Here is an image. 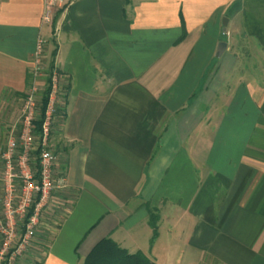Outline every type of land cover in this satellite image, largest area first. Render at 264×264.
<instances>
[{
  "label": "crops",
  "instance_id": "0c3cea01",
  "mask_svg": "<svg viewBox=\"0 0 264 264\" xmlns=\"http://www.w3.org/2000/svg\"><path fill=\"white\" fill-rule=\"evenodd\" d=\"M43 12L44 0H0V141L41 90L38 41L45 62L57 51L34 264H81L103 237L158 264H264V0Z\"/></svg>",
  "mask_w": 264,
  "mask_h": 264
},
{
  "label": "built area",
  "instance_id": "2783aa9c",
  "mask_svg": "<svg viewBox=\"0 0 264 264\" xmlns=\"http://www.w3.org/2000/svg\"><path fill=\"white\" fill-rule=\"evenodd\" d=\"M66 0H44V12L42 19L45 23H52L56 11L64 5ZM43 50L44 42L42 39L38 41L37 51L35 54V64L33 67V76L36 79L43 75ZM58 72L55 69L52 73L51 92L45 120L42 126V145L43 149L40 155V181L35 180V172L32 168L30 153L34 148L33 121L36 117L39 98L38 92L40 87L36 81L28 89L22 103V127L20 134L15 136L13 132L10 134L7 147L3 152L5 162L4 184L6 188L5 205L8 210L9 224L2 229L4 234V246L1 251L0 264H15L17 255H20L29 242V238L33 234V228L38 222V210L40 203L47 197L53 188L52 172L55 162V155L49 149L48 140L51 132L53 114L55 111V99L58 90ZM18 152V163H15V156ZM23 180L22 196L16 209L12 208L13 192L16 190L14 181L16 177ZM63 182V180H62ZM40 193V201L35 208L34 215L25 224V232L20 236L18 245L14 248L9 247L14 233V227L19 224L20 220L25 218L28 208L34 201L37 194ZM13 217H19L15 221ZM24 220V219H23ZM20 225V224H19ZM23 227V224L21 225ZM10 248V249H8ZM5 251L7 253L2 255Z\"/></svg>",
  "mask_w": 264,
  "mask_h": 264
},
{
  "label": "trees",
  "instance_id": "16d2710c",
  "mask_svg": "<svg viewBox=\"0 0 264 264\" xmlns=\"http://www.w3.org/2000/svg\"><path fill=\"white\" fill-rule=\"evenodd\" d=\"M182 27L184 23L182 21ZM56 49L53 50L51 54V59L47 67L43 70V78L45 80L44 88L41 92V98L38 104V110L36 117L33 121V133H34V148L30 153L32 168L35 172V180L40 181V155L43 149L42 145V126L45 120L46 111L48 108L51 92V83H52V73L56 69L55 67V56ZM33 75V70L31 72V77ZM30 76V75H29ZM58 109L55 107L54 114L57 113ZM53 114V116H54ZM63 112V117H64ZM40 201V193L37 194L34 201L31 203L28 208L27 214L24 218L23 227L21 233L25 232V224L29 219L34 215L35 208ZM150 224L153 228V237L154 239L158 233L157 227V217L152 215L150 218ZM42 264V263H37ZM81 264H158L155 261L148 258L142 252L130 253L125 248L120 246L116 241L110 237H103L100 239L89 251V253L84 258Z\"/></svg>",
  "mask_w": 264,
  "mask_h": 264
},
{
  "label": "rangeland",
  "instance_id": "374dc122",
  "mask_svg": "<svg viewBox=\"0 0 264 264\" xmlns=\"http://www.w3.org/2000/svg\"><path fill=\"white\" fill-rule=\"evenodd\" d=\"M43 54H44V51H43ZM43 61L45 62L44 60V56H43ZM48 62L49 60L46 58V62H45V65H44V69L47 67L48 65ZM42 77V78H41ZM40 78L43 79V83H42V87H41V90H39L38 92V98L40 100L41 98V92H42V89L44 88V85H45V80L43 78V76H41ZM21 121H22V115H21V109L20 111L18 112L17 114V119H16V122H15V125L10 128V131L13 132V134L15 136H18L20 134V130H21V127H22V124H21ZM0 129L4 132V129H3V124L1 125L0 124ZM9 129V128H8ZM10 132L8 131L7 134H9ZM10 134L8 135V138H9ZM8 138L5 139V141H0V146H1V151H0V155H1V158H0V256H1V251L3 249V246H4V240H5V236L4 234L2 233V229L4 227H7V224H9V217H8V210L6 208V205H5V195H6V188H5V182H4V175H5V170H6V167H5V162H4V159H3V152L4 150L6 149L7 147V142H8ZM18 152L15 156V163H18ZM52 180H53V183H54V171L52 172ZM14 184H15V187H16V190H14L13 192V200L11 202V205H12V208L13 209H16L18 204H19V201H20V198L22 196V187H23V180L22 178L19 176L16 177L15 181H14ZM39 217V216H38ZM15 218L14 220L15 221H18L19 217H13ZM24 219V218H23ZM20 220L19 224H17V226L14 227V233L16 234L14 237H13V240L11 241L9 247L11 248H14L15 246L18 245V242H19V239H20V236H21V225L24 223V220ZM38 223V222H37ZM37 225L36 224L33 228V234L31 235V237L29 238V242L27 244V246L25 247V249L23 250V252L20 254V255H17L16 257V260H15V264H34L35 263V257L33 255L34 253V241L36 239V236H37ZM8 248V249H10ZM7 253V251H5L2 255H4L5 257V254ZM34 259V262L30 263V259ZM42 258V255L40 254L39 255V260H41ZM31 259V261H33ZM166 263L165 264H176V261L174 260L173 257L171 258H168L167 256H164V259H163Z\"/></svg>",
  "mask_w": 264,
  "mask_h": 264
},
{
  "label": "water",
  "instance_id": "95a60500",
  "mask_svg": "<svg viewBox=\"0 0 264 264\" xmlns=\"http://www.w3.org/2000/svg\"><path fill=\"white\" fill-rule=\"evenodd\" d=\"M223 45H225V43H222V42H221L220 47L223 46Z\"/></svg>",
  "mask_w": 264,
  "mask_h": 264
}]
</instances>
